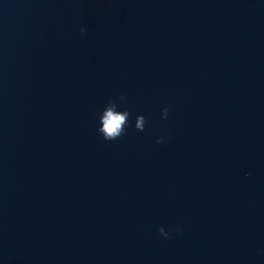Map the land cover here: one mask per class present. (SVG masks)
Listing matches in <instances>:
<instances>
[{
	"label": "water",
	"instance_id": "95a60500",
	"mask_svg": "<svg viewBox=\"0 0 264 264\" xmlns=\"http://www.w3.org/2000/svg\"><path fill=\"white\" fill-rule=\"evenodd\" d=\"M0 264H264V0H0Z\"/></svg>",
	"mask_w": 264,
	"mask_h": 264
},
{
	"label": "clouds",
	"instance_id": "9594fccd",
	"mask_svg": "<svg viewBox=\"0 0 264 264\" xmlns=\"http://www.w3.org/2000/svg\"><path fill=\"white\" fill-rule=\"evenodd\" d=\"M84 31L85 29L82 28L81 32L83 33ZM125 100L126 98L123 94L119 95L115 100L110 99L100 113L98 118L99 127L97 128V131L101 134L103 140L116 141L121 136L125 135L131 117V112L126 107H123ZM169 111V108H163L161 118L167 119ZM145 126V117L143 115H137L134 125L135 129L142 132L144 131ZM162 142V139L157 140V143ZM176 230L179 231V227H177ZM159 233L163 237H168L169 235L163 227L159 229Z\"/></svg>",
	"mask_w": 264,
	"mask_h": 264
}]
</instances>
